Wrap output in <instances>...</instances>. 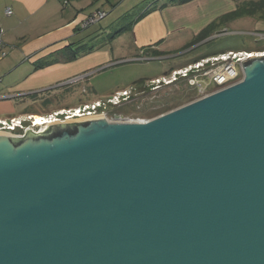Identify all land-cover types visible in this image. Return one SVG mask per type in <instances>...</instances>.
Returning a JSON list of instances; mask_svg holds the SVG:
<instances>
[{
    "label": "water",
    "instance_id": "95a60500",
    "mask_svg": "<svg viewBox=\"0 0 264 264\" xmlns=\"http://www.w3.org/2000/svg\"><path fill=\"white\" fill-rule=\"evenodd\" d=\"M242 66L150 120L0 132V264H264V56Z\"/></svg>",
    "mask_w": 264,
    "mask_h": 264
},
{
    "label": "rangeland",
    "instance_id": "374dc122",
    "mask_svg": "<svg viewBox=\"0 0 264 264\" xmlns=\"http://www.w3.org/2000/svg\"><path fill=\"white\" fill-rule=\"evenodd\" d=\"M171 1L70 0L71 7L74 5L79 10L84 7L85 12L90 14L97 12V8L107 12V16L100 24H94L81 31L83 43L86 46L93 45L97 50L86 58L88 61L96 60L89 71L92 72L74 84L63 81L37 95L39 97L26 95L27 91L21 96L11 93L7 98L0 99V118L22 114L42 117L55 110L77 107L81 102L86 103L99 98L104 100L107 96L122 90L128 92L129 98L109 107L106 112L109 119L115 115H123L130 120H150L201 98L198 89L191 85L190 80L177 79L173 83H162L157 86L154 83L157 78L169 77L177 69L227 51L250 52L252 50L246 48L254 45L257 37L246 32L264 33L261 31L264 30V18L245 15L228 20L222 19L236 8L239 1L245 0H202V12L208 9L215 17L207 26L197 29L200 21L197 23L187 21L183 28L177 30L178 32L170 33L165 41L162 39L153 45L138 48L139 34L146 29L134 31L133 28L142 13L149 10L151 13L148 15H152L159 10L193 3L196 0L184 4H174ZM164 5L167 6L162 8ZM68 8L64 12H67ZM153 21L154 19L150 18L147 28ZM211 26H216V30L200 39L202 33ZM226 30L227 33H224ZM102 45L104 47L101 50L105 49L104 52L98 51ZM263 49L254 52L263 53ZM0 91L6 93L8 89ZM46 98L51 101L44 104ZM28 108L30 109L27 111Z\"/></svg>",
    "mask_w": 264,
    "mask_h": 264
},
{
    "label": "crops",
    "instance_id": "0c3cea01",
    "mask_svg": "<svg viewBox=\"0 0 264 264\" xmlns=\"http://www.w3.org/2000/svg\"><path fill=\"white\" fill-rule=\"evenodd\" d=\"M8 7L12 9L11 15L6 14ZM66 8L69 10L64 12ZM99 9L104 10H96ZM85 11L84 7L80 10L74 5L65 7L60 0H0V28L4 30V46L8 51L2 57L0 50V90L8 89L6 93L0 91V99L7 98L11 93L21 96L25 91L26 95L40 94L63 81L92 72L89 71L96 60L88 61L86 58L97 50L87 51L86 48L94 46H86L81 38V31L91 27L83 28L80 24V20L90 14ZM155 13L145 16L133 28L134 31L146 29L139 34L138 48H145L162 39L165 41L170 33L178 32L187 21H200L196 27L200 29L215 18L208 9L202 12V0ZM150 18L154 21L147 28ZM103 47L100 46L98 51L104 52L105 49L101 50ZM77 52L78 55H74ZM39 62L48 64L36 68Z\"/></svg>",
    "mask_w": 264,
    "mask_h": 264
},
{
    "label": "built area",
    "instance_id": "2783aa9c",
    "mask_svg": "<svg viewBox=\"0 0 264 264\" xmlns=\"http://www.w3.org/2000/svg\"><path fill=\"white\" fill-rule=\"evenodd\" d=\"M62 4L67 7L70 5V0H60ZM12 9L8 7L6 9V14L11 15ZM107 16V12L104 10H97L93 14H89L80 24L83 28H87L94 24L99 23L102 19ZM264 31V30H261ZM227 33V30L226 32ZM249 35L256 36L255 41H261L260 39L264 37V33L257 32H246ZM260 35V36H259ZM4 30L0 28V50L1 56L5 57L8 54L6 51L5 43L3 40ZM258 55L254 51H236L231 50L226 53L215 55L211 58L205 60L195 61L188 66L182 67L172 72L169 77L157 78L154 83L157 84H169L173 83L177 79H187L190 80L191 85L198 89L199 97H204L210 95L214 92L222 90L228 86L240 82L244 77V70L242 62L251 57L249 55ZM87 75H80L74 78H71L67 82L74 84L81 79H85ZM159 88V87H155ZM109 97V98H107ZM106 99H95L86 103H83L77 107L64 108L60 110H55L51 113L45 114L41 117L44 121V124H36V116L33 114H22L14 117H4L0 118V132H6L11 135H21L24 136L26 130L30 129L34 132H40L46 128V126L54 121H65L73 119H81L86 117L93 116H105L108 120L113 121L114 118L109 119L106 112L109 107L112 105H118L122 101L129 98L127 91H118L109 96ZM128 121H145V120H130L125 118Z\"/></svg>",
    "mask_w": 264,
    "mask_h": 264
},
{
    "label": "trees",
    "instance_id": "16d2710c",
    "mask_svg": "<svg viewBox=\"0 0 264 264\" xmlns=\"http://www.w3.org/2000/svg\"><path fill=\"white\" fill-rule=\"evenodd\" d=\"M191 0H172L171 2L174 4H184L187 3ZM167 5H164L162 8H164ZM149 13H151V11L146 10L144 13H142L137 21L135 23H137L138 21H140L141 19H143L145 16H147ZM245 15H251V16H256L261 18H264V0H245V1H239L236 5V8L231 11L230 13H228L227 15H225L222 19L224 20H228V19H232V18H237V17H241V16H245ZM216 26H211L209 27L206 31H204L202 33V36L200 37V39L205 38L206 36H208L212 31L216 30ZM264 48V41H254V45L251 44L250 46H248L246 49L255 51L257 49H262ZM93 49H96L95 47H89L87 51H92ZM225 49H222V51H224ZM264 50V49H263ZM74 55H78V52L75 53ZM48 63L45 62H39L36 63V68H42L44 66H46ZM32 97H36L37 93L31 94ZM39 97V96H37ZM95 100V99H94ZM49 101H51L49 98H46L44 100V104H47ZM36 102V101H34ZM81 104H83V102H81ZM30 108L26 109L27 111Z\"/></svg>",
    "mask_w": 264,
    "mask_h": 264
},
{
    "label": "bare ground",
    "instance_id": "6f19581e",
    "mask_svg": "<svg viewBox=\"0 0 264 264\" xmlns=\"http://www.w3.org/2000/svg\"><path fill=\"white\" fill-rule=\"evenodd\" d=\"M264 51V50H263ZM263 51H257V52H263ZM249 56H264V52L263 53H259L258 55H255V54H252V55H249ZM234 85V84H233ZM232 86V85H231ZM229 87V86H228ZM227 88V87H226ZM36 120V124H44V121L41 119V117L37 116L35 118Z\"/></svg>",
    "mask_w": 264,
    "mask_h": 264
}]
</instances>
